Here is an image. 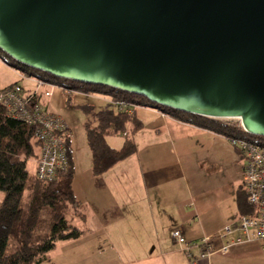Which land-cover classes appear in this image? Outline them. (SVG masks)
Segmentation results:
<instances>
[{"label": "water", "instance_id": "obj_1", "mask_svg": "<svg viewBox=\"0 0 264 264\" xmlns=\"http://www.w3.org/2000/svg\"><path fill=\"white\" fill-rule=\"evenodd\" d=\"M0 50L264 137V0H0Z\"/></svg>", "mask_w": 264, "mask_h": 264}, {"label": "crops", "instance_id": "obj_2", "mask_svg": "<svg viewBox=\"0 0 264 264\" xmlns=\"http://www.w3.org/2000/svg\"><path fill=\"white\" fill-rule=\"evenodd\" d=\"M136 116L143 124L133 136L136 152L101 175L92 171L90 148L78 152L70 128L73 189L85 214L76 218L89 229L75 240L78 245L103 239L100 255L106 254L103 247L118 255L109 264H264L258 241L208 258L200 257L202 248L195 246L191 258L171 237L176 228L190 242L214 237L240 217L244 164L230 140L157 108H136ZM236 236L213 238V245L221 248Z\"/></svg>", "mask_w": 264, "mask_h": 264}, {"label": "trees", "instance_id": "obj_3", "mask_svg": "<svg viewBox=\"0 0 264 264\" xmlns=\"http://www.w3.org/2000/svg\"><path fill=\"white\" fill-rule=\"evenodd\" d=\"M10 62H13L11 66L42 83L111 97V103L99 110H94L90 105L85 107L92 115V119L85 123V130L95 175L103 174L136 152L133 136L142 128V121L137 118L136 109L133 113H127L119 110L118 104L124 101L136 106L156 108V103L134 93L63 79L12 59ZM157 109L176 120L210 130L228 139L246 138L264 142V137L246 132L239 126V122L228 124L165 106ZM117 135L127 137L120 149L108 142V137ZM67 145L68 170L62 171L53 182H44L38 178L32 181L29 164L38 160L41 143L35 137L33 126L9 116L6 108L0 105V190L4 192L0 202V264H55L51 261L50 253L57 248L58 242L79 240L89 233L87 227L73 224L68 218V215L72 218L74 214L84 218L85 214L79 210L81 203L73 189L75 169L70 140ZM239 205L240 216L252 212L244 189L240 192ZM47 212L52 216L49 232L43 228V217ZM10 244H14L15 248L8 253Z\"/></svg>", "mask_w": 264, "mask_h": 264}, {"label": "built area", "instance_id": "obj_4", "mask_svg": "<svg viewBox=\"0 0 264 264\" xmlns=\"http://www.w3.org/2000/svg\"><path fill=\"white\" fill-rule=\"evenodd\" d=\"M0 105L6 108L9 116L34 127L35 137L41 143L36 172L39 180L53 182L62 171L68 170L67 141L70 128L63 117L44 108L37 93H26L17 83L0 88ZM118 108L133 113L137 106L121 101ZM222 119L226 118H217L221 121ZM239 122V126L243 127L240 120ZM229 140L245 161L242 183L252 212L226 225L224 231L218 232L214 237H204L199 241H188L181 228L172 230L173 240L183 245L182 250L191 258L194 257L191 248L195 246L202 248L200 257L208 258L215 252H227L233 245L250 241H258L264 252V142L246 138ZM234 233H237V236L231 238L221 248L213 245V238L222 239Z\"/></svg>", "mask_w": 264, "mask_h": 264}, {"label": "rangeland", "instance_id": "obj_5", "mask_svg": "<svg viewBox=\"0 0 264 264\" xmlns=\"http://www.w3.org/2000/svg\"><path fill=\"white\" fill-rule=\"evenodd\" d=\"M0 59V88L3 89L17 83L25 89L26 93H37L40 95L45 102V104L42 103L44 108H49V111L60 115L66 120L69 128H71L73 143L78 152L84 149L87 151L89 145L85 123L92 119V115L85 110V107L90 105L94 110H99L101 107L109 104L111 97L100 93H89V95H85L80 90H72L69 92V90L61 86L49 83L39 84L36 78L27 76L22 70L11 66L10 64L13 63L10 62L11 58L1 50ZM140 107L142 106H137V108ZM222 121L233 124L239 122V119L226 118L222 119ZM131 136L132 134H130V137ZM126 140L127 137L125 135L110 136L108 138L109 144L117 149L122 148ZM240 163L243 165L245 163L244 159H242ZM29 171L31 180L35 181L37 178V164L35 160L30 162ZM3 197L4 192L0 190V202ZM26 201H28V199ZM75 215L76 214L73 215L74 218L68 215V218L73 224L79 225L80 220L76 218V216L79 217L80 215ZM51 220L52 216L47 212L43 217V228L46 232H49L51 229ZM93 242L94 243L78 245L80 242H76L75 240L60 241L58 242L57 248L50 253L51 261L55 264H109L111 260L118 259V255L115 252L111 254L106 247H103L106 254L100 255L99 250L100 245L104 244L103 239H99V243H97L98 240ZM75 245L78 246L74 247ZM66 247L70 248L66 251ZM14 248L15 245L10 244L7 252L10 253ZM125 256L129 257L128 254H124V257ZM105 260L107 263H105Z\"/></svg>", "mask_w": 264, "mask_h": 264}, {"label": "bare ground", "instance_id": "obj_6", "mask_svg": "<svg viewBox=\"0 0 264 264\" xmlns=\"http://www.w3.org/2000/svg\"><path fill=\"white\" fill-rule=\"evenodd\" d=\"M43 75V74H42ZM236 119H238V118H236Z\"/></svg>", "mask_w": 264, "mask_h": 264}]
</instances>
